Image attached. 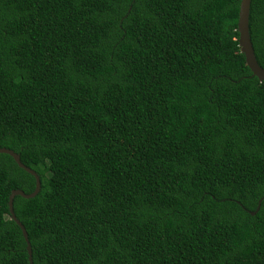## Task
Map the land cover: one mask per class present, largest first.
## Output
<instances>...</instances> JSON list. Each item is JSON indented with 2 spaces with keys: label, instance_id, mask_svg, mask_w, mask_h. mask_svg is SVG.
<instances>
[{
  "label": "trees",
  "instance_id": "1",
  "mask_svg": "<svg viewBox=\"0 0 264 264\" xmlns=\"http://www.w3.org/2000/svg\"><path fill=\"white\" fill-rule=\"evenodd\" d=\"M240 0H0V147L41 182L33 264H264V80ZM249 33L264 68V0ZM0 153V264H29ZM261 200L259 209L252 214Z\"/></svg>",
  "mask_w": 264,
  "mask_h": 264
},
{
  "label": "water",
  "instance_id": "2",
  "mask_svg": "<svg viewBox=\"0 0 264 264\" xmlns=\"http://www.w3.org/2000/svg\"><path fill=\"white\" fill-rule=\"evenodd\" d=\"M250 1L251 0H240L239 11H238V21H237L238 43H239L241 52L244 54L246 64L252 72V75L256 76L260 81H263L264 80V68L261 67L259 63L257 62L254 49L252 46L251 38H250V33H249ZM0 153H6L12 156L19 167L23 168L24 170H26L27 172H29L35 177V188L32 192L25 193L21 189H13L11 190L9 194V198H8L9 213L11 215V218L16 222V224L20 227L22 231L23 237L26 242L28 261H29V264H33L32 250H31V245H30V242L27 236L26 229L24 228L23 224L19 221V219L16 218L14 211H13V198L15 195H20L25 198L35 196L41 188V182L39 179V175L33 169L24 165L20 160L19 154L14 152L13 150L6 148V147H0ZM261 200L262 198L258 201L256 209L254 211H251L252 214H254L259 209Z\"/></svg>",
  "mask_w": 264,
  "mask_h": 264
}]
</instances>
